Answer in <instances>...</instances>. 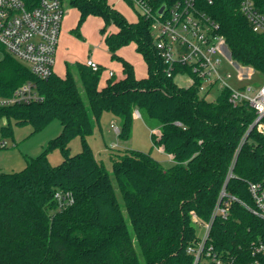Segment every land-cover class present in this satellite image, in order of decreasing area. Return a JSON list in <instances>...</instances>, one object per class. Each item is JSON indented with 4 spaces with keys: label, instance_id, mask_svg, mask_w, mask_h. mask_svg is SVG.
Segmentation results:
<instances>
[{
    "label": "trees",
    "instance_id": "obj_1",
    "mask_svg": "<svg viewBox=\"0 0 264 264\" xmlns=\"http://www.w3.org/2000/svg\"><path fill=\"white\" fill-rule=\"evenodd\" d=\"M41 1L25 3L33 9ZM69 1L79 12L78 33L89 17L102 20L103 33L109 25L118 29L105 43L124 77H111L101 86L105 68L94 72L77 62L67 65L65 77L41 80L0 47V96H11L29 81L42 96L0 109V121L7 123L0 127V141L13 137L12 121L31 126L32 134L54 121L62 126L25 169L0 172V264H142L137 248L145 264H193L188 249L200 241L194 216L209 223L224 190L222 205L229 197L237 201H231L227 219L216 217L207 246L238 257L239 264L252 261L264 222L241 202L251 205L249 183L264 181V134L252 128L255 112L246 104L234 106L227 90L209 101L195 85L179 86L176 74L167 75L144 19L129 22L108 0ZM254 2L264 13V0ZM239 7V0H214L206 10L226 39L227 57L264 77V35L252 30ZM130 44L146 63L145 78H137L133 65L118 55ZM104 113L120 120L118 136L125 142L136 113L155 122L153 145L174 161L165 168L151 153L112 152L123 205L107 167L88 143ZM76 137L83 150L72 156L69 144ZM55 148L63 155L58 166L48 159ZM59 191L72 193L74 203L60 208Z\"/></svg>",
    "mask_w": 264,
    "mask_h": 264
},
{
    "label": "built area",
    "instance_id": "obj_2",
    "mask_svg": "<svg viewBox=\"0 0 264 264\" xmlns=\"http://www.w3.org/2000/svg\"><path fill=\"white\" fill-rule=\"evenodd\" d=\"M125 2L135 10L138 19L149 23L155 47L169 77L175 74L189 77L191 85H195L198 93L204 96L218 89L221 92L229 91V100L234 106L246 104L255 112L252 128L264 134V81L258 87L249 83L239 88L233 86L229 68H235L239 72V79L246 78L247 81L255 72L236 66L227 57L226 39L220 34L219 24L206 10L214 0ZM63 3L62 0H42L38 7L29 9L25 0H0V47L41 80H47L55 74L57 47L65 15ZM239 5L240 13L252 30L264 35V13L256 7L254 0H239ZM85 64L94 72L100 69V64L93 59L87 60ZM177 69H180L179 72ZM109 76L113 77L114 74L110 72ZM41 98L36 83L29 81L11 96H0V109L39 101ZM112 129L119 135L120 127L112 125ZM248 188L252 204L241 203L264 222V181L250 182ZM225 196L224 190L209 223L201 224L194 216L196 227L203 232L200 241L188 249V254L194 257L193 264L240 263L238 257L215 252L213 246H207L214 220L217 216L227 219L231 201H237V198L229 197L222 205ZM55 199L60 208L74 203V196L70 192L59 191ZM250 253L252 261L241 264H264V236L253 243Z\"/></svg>",
    "mask_w": 264,
    "mask_h": 264
},
{
    "label": "rangeland",
    "instance_id": "obj_3",
    "mask_svg": "<svg viewBox=\"0 0 264 264\" xmlns=\"http://www.w3.org/2000/svg\"><path fill=\"white\" fill-rule=\"evenodd\" d=\"M108 3L124 15L129 22L132 23L138 20L137 13L125 0H108ZM63 9L65 15L57 47L55 73L60 77H65L67 65L73 67L77 62H86L91 58L100 62L105 68L101 86L105 85L110 72L115 74L114 78L116 80L122 79L124 77L122 65L119 61L111 59V54L105 43V37L117 32L118 29L114 25H109L103 33L104 23L99 18L89 17L78 33L76 31L80 18L78 10L70 5L69 0H64ZM118 55L133 65L137 78L147 77L146 63L143 57L136 52L134 44L123 47ZM2 58L3 54L0 52V60ZM229 72L232 74V84L236 88L247 83L258 87L264 81V78L258 73H254L251 79L247 81L246 78L243 80L239 79V72L235 68H229ZM175 82L181 87H189L191 85L189 77L184 75H177ZM220 94L221 90L218 89L205 95V98L209 101H214ZM6 124L5 120L0 121V127ZM112 125L120 127V120L116 119L111 113H104L100 119V124L95 126L94 135L89 137L88 143L93 149L96 158L103 161L107 167L119 202L123 205L120 189L113 175V168L110 162V154L112 152L136 150L151 153L165 168L174 165V161L161 148L153 145L151 135L153 134L152 129L156 126L155 122H149L136 113L131 139L126 142L119 139L118 134L113 131ZM11 128L14 132L13 137L0 141V172L4 173H16L25 169L27 161L39 156L62 131L59 121H54L44 130L34 134H32L33 129L31 126L21 127L15 121H12ZM69 148L72 156L79 154L83 150L81 139L79 137L74 138L70 142ZM48 159L53 166L60 165L63 161L60 149L55 148L48 152ZM123 213L125 216L127 215L124 207ZM129 228L132 231L131 225ZM197 231L199 235H202L203 231L199 227H197ZM137 251L142 264H145L138 248Z\"/></svg>",
    "mask_w": 264,
    "mask_h": 264
},
{
    "label": "crops",
    "instance_id": "obj_4",
    "mask_svg": "<svg viewBox=\"0 0 264 264\" xmlns=\"http://www.w3.org/2000/svg\"><path fill=\"white\" fill-rule=\"evenodd\" d=\"M102 21V20H101ZM91 59V58H90ZM94 61H96L95 59H93ZM97 63H99L100 64V62H98V61H96ZM83 63H85V62H83ZM101 65V64H100ZM102 66V65H101ZM111 73H113V72H111ZM56 74V73H55ZM59 76V75H58ZM113 77H115V74H114V76ZM109 78H111L110 76H108L107 77V79L106 80H108ZM162 149V148H161ZM163 150V149H162ZM170 159H172V156H170Z\"/></svg>",
    "mask_w": 264,
    "mask_h": 264
}]
</instances>
